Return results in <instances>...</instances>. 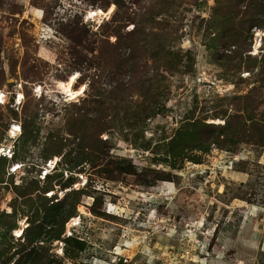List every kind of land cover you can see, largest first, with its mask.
Returning a JSON list of instances; mask_svg holds the SVG:
<instances>
[{
  "label": "rangeland",
  "instance_id": "obj_1",
  "mask_svg": "<svg viewBox=\"0 0 264 264\" xmlns=\"http://www.w3.org/2000/svg\"><path fill=\"white\" fill-rule=\"evenodd\" d=\"M18 84L0 264H264V0H0V89Z\"/></svg>",
  "mask_w": 264,
  "mask_h": 264
},
{
  "label": "bare ground",
  "instance_id": "obj_2",
  "mask_svg": "<svg viewBox=\"0 0 264 264\" xmlns=\"http://www.w3.org/2000/svg\"><path fill=\"white\" fill-rule=\"evenodd\" d=\"M113 11H114L113 5L109 6L106 9H101L99 7L91 8V9L86 11L85 17L87 20H90L91 18H93L94 16H96L98 14L102 15L103 17H109ZM258 34H261V32H258ZM259 46H260V40L258 38H256L255 42H254V47H253L254 51H257V48ZM78 76H79V73H78V71H76V72L69 74L65 79H57L56 80V86L59 88V90L62 93L65 94L67 100L76 99L79 95H82L86 89L85 84H81L77 88L75 87ZM41 88H42L41 86H36V88H34V91L39 92V90ZM15 91L16 92L14 94V97L16 98V103L21 104L23 102L22 98L24 97V94L22 92L20 84H18L16 86ZM5 97H6V92L3 89H0V104H4L6 102ZM20 132H21V126L19 123H14L11 125L10 130L8 131V136L10 138L9 143L4 145V147H5L4 148L5 151L3 153L4 157H7V158L10 157L11 158L13 156V154H11V150L8 151L7 148H10L11 146H13L11 139L14 136L18 135ZM57 162H58V157L52 156L50 159V162L45 166L44 174H48L49 171L56 166ZM21 166H22V164L20 162L13 163V167H11L10 172H15V171L19 170L21 168ZM77 186H78V184L75 185V187H77ZM83 213H85V210L82 208V210L80 212H78L77 214H75L74 216H72L68 220V222L66 224V233L65 234L70 233L71 228L73 226L79 225L80 220H81V214H83ZM20 224H21L20 227L14 231V233L17 234L18 236L22 235L24 232V229L26 228V224L23 220L20 221Z\"/></svg>",
  "mask_w": 264,
  "mask_h": 264
},
{
  "label": "built area",
  "instance_id": "obj_3",
  "mask_svg": "<svg viewBox=\"0 0 264 264\" xmlns=\"http://www.w3.org/2000/svg\"><path fill=\"white\" fill-rule=\"evenodd\" d=\"M1 89H2V88H1ZM3 90H4V89H3ZM5 92H6V91H5ZM15 92H16V91H15ZM15 92H14V94H15ZM22 92H23V91H22ZM10 93H11V92H9V93L6 92V97H5L6 101L11 100V98H12V99L14 100V104H15V105H20L19 103H18V104L16 103V98H15L14 96H13V97L10 96V95H11ZM23 94H24V93H23ZM22 100H24V97L22 98ZM12 124H14V123H12ZM9 130H10V128L8 129V131H9ZM7 133H8V132H7ZM20 133H21V132H20ZM20 133H19V134H20ZM19 134H18V135H19ZM15 137H16V136H15ZM4 148H5L4 146H2V145L0 146V157H1V155L3 156V153H4V151H5ZM7 149H8V151L11 150V154H13L12 147L7 148ZM1 150H2V151H1Z\"/></svg>",
  "mask_w": 264,
  "mask_h": 264
},
{
  "label": "trees",
  "instance_id": "obj_4",
  "mask_svg": "<svg viewBox=\"0 0 264 264\" xmlns=\"http://www.w3.org/2000/svg\"><path fill=\"white\" fill-rule=\"evenodd\" d=\"M49 175V174H48Z\"/></svg>",
  "mask_w": 264,
  "mask_h": 264
}]
</instances>
